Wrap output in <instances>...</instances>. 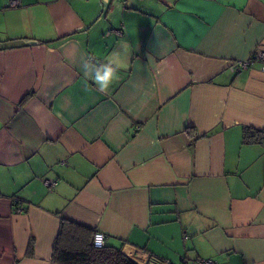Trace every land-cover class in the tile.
<instances>
[{"label": "crops", "instance_id": "1", "mask_svg": "<svg viewBox=\"0 0 264 264\" xmlns=\"http://www.w3.org/2000/svg\"><path fill=\"white\" fill-rule=\"evenodd\" d=\"M9 1L0 264H52L61 219L138 264H264V134L242 143L264 132V68L229 71L264 52V0ZM113 51L101 93L81 58Z\"/></svg>", "mask_w": 264, "mask_h": 264}, {"label": "trees", "instance_id": "2", "mask_svg": "<svg viewBox=\"0 0 264 264\" xmlns=\"http://www.w3.org/2000/svg\"><path fill=\"white\" fill-rule=\"evenodd\" d=\"M264 132L244 128L242 143H260ZM94 230L76 222L61 219L53 243L52 264H138L121 252L119 248L104 246L94 248ZM32 240L29 251L32 250Z\"/></svg>", "mask_w": 264, "mask_h": 264}, {"label": "clouds", "instance_id": "3", "mask_svg": "<svg viewBox=\"0 0 264 264\" xmlns=\"http://www.w3.org/2000/svg\"><path fill=\"white\" fill-rule=\"evenodd\" d=\"M126 48V46H124ZM120 51H113L103 62L94 63L91 58L82 57V68L85 77H88L101 93H107L114 82L120 79L119 72L127 64L121 59ZM99 239L97 244H99Z\"/></svg>", "mask_w": 264, "mask_h": 264}, {"label": "built area", "instance_id": "4", "mask_svg": "<svg viewBox=\"0 0 264 264\" xmlns=\"http://www.w3.org/2000/svg\"><path fill=\"white\" fill-rule=\"evenodd\" d=\"M19 5V2L17 0H10L8 2V6L9 7H17ZM117 36L122 35V31L121 30H116L113 31ZM254 61H259L262 65V68H264V52L260 51L257 52L254 56L250 57L247 60H243V61H235L232 62L229 66V71L233 74H236L240 71L246 70L250 65L253 64ZM45 185L48 188H52L55 183L53 181L50 180H46L45 181ZM13 203L15 205V212L19 213L22 212V209L20 207H18L17 203H18V199H14ZM99 239L100 243L97 244V240ZM105 240H106V236L101 233V232H94L93 237H92V245L94 248H102L105 246ZM196 264H214L211 261L208 260H200L198 262H196Z\"/></svg>", "mask_w": 264, "mask_h": 264}]
</instances>
